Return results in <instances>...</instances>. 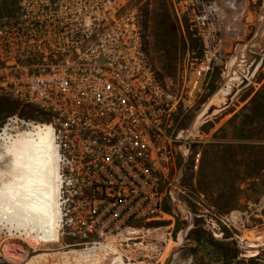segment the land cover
Wrapping results in <instances>:
<instances>
[{
	"label": "built area",
	"instance_id": "1",
	"mask_svg": "<svg viewBox=\"0 0 264 264\" xmlns=\"http://www.w3.org/2000/svg\"><path fill=\"white\" fill-rule=\"evenodd\" d=\"M138 1L14 0L10 12L0 10V98L34 106L47 118L36 123L10 116L5 136L9 143L16 129L27 136L51 129L60 185L58 241L163 246L172 237L154 225L176 208L214 240L226 241L242 212H221L200 193L191 213L182 181L189 160L198 169L201 152L194 146L203 135L201 127L178 128L176 116L185 96L191 108L206 90L227 53L224 42L236 49L243 43L247 14L235 16L239 0L174 2L202 48L184 79L187 92L153 68ZM256 217L264 226L263 216ZM257 239L253 258L264 251V233ZM248 242L239 239L243 251Z\"/></svg>",
	"mask_w": 264,
	"mask_h": 264
},
{
	"label": "rangeland",
	"instance_id": "2",
	"mask_svg": "<svg viewBox=\"0 0 264 264\" xmlns=\"http://www.w3.org/2000/svg\"><path fill=\"white\" fill-rule=\"evenodd\" d=\"M177 1L139 0L138 5L144 15L145 42L153 68L160 77L173 80L179 91L184 87L188 92L189 84H185L184 79L187 76L188 81L190 73L202 58V48L187 18H182V21L178 19L174 8ZM246 1L243 43L236 49L234 42H224L227 53L211 71L206 90L191 108L187 106L188 96H185L187 102L185 106L181 105L176 116L178 128H188L200 117L204 105L215 102V105L209 104L207 111L201 115L204 119L200 125L203 143L194 146L195 151L201 152L198 169L195 171L189 160L182 184L186 190L187 206L193 214L200 193L221 212H242L235 221V229L225 235L227 240H214L208 231L199 226L196 218H190L178 208L174 210L176 214L168 209L169 216L156 221L154 225L157 228L163 226L168 236L172 237V242L143 248L135 245L77 246L71 244L69 238L57 243L36 244L2 223L0 264H94L97 260L101 261L100 264H112L108 260L112 256L105 255H114L121 264H264V251L260 257H251L258 249L257 245H260L261 239H257V235L264 233V226L256 217L261 214L264 218V118L258 120L255 112L257 104L264 100V65L252 84L234 98L233 104H229L228 99L224 101L229 87L240 80L241 74L251 65L252 53L264 42V0ZM6 3L8 5L5 6ZM14 3V0H0V10L6 7L10 12ZM260 53H264V50ZM22 105L11 107L0 103V134L5 133L4 125L10 116L16 115L25 122L47 120L36 107ZM21 132L22 128L11 132L13 136L9 143ZM6 136L2 137V142L8 143ZM177 166H181L180 155ZM0 180L6 182L5 179ZM191 225L194 227L189 229ZM239 239L249 241L250 246L245 245L243 251ZM89 249L96 252L92 258L73 260L68 255V260L63 259V255L75 250L84 252ZM39 257H46L48 262L38 260Z\"/></svg>",
	"mask_w": 264,
	"mask_h": 264
},
{
	"label": "bare ground",
	"instance_id": "3",
	"mask_svg": "<svg viewBox=\"0 0 264 264\" xmlns=\"http://www.w3.org/2000/svg\"><path fill=\"white\" fill-rule=\"evenodd\" d=\"M246 3V0H239L237 7L239 12L235 11L236 17H239L243 12L245 15L247 14ZM242 30L246 33L245 26ZM260 32L261 30L258 32V36ZM261 49L264 50V42L257 47L256 52L252 53L251 58L256 56V60H248L251 65L244 74H241L242 76L240 75V80L229 87L224 101L228 99L229 104H233L231 102L239 92L252 84V80L264 65V53H260ZM209 104L215 105V102L204 105L201 115L207 111ZM224 105L227 103L224 102ZM201 115L193 121L190 126L191 130L198 129L204 123ZM4 135L5 133L0 134V178L6 180V182L0 180V224L3 223L9 230L18 231L25 239L34 241L36 244L60 242L58 241L60 225L58 190L60 185L51 129L37 130L36 134L28 136L27 134L19 135L8 144L2 142ZM75 251L63 255V259L65 260L68 255L73 257V260L74 258L89 259L96 254L93 249L85 250L86 252ZM110 256L112 257L108 260L112 264H116L119 258L117 259L114 255H105V257ZM45 258L39 257L38 260L48 262ZM162 261L165 262L166 259ZM99 262L101 261L97 260L94 264H100ZM118 264H121L120 259Z\"/></svg>",
	"mask_w": 264,
	"mask_h": 264
},
{
	"label": "trees",
	"instance_id": "4",
	"mask_svg": "<svg viewBox=\"0 0 264 264\" xmlns=\"http://www.w3.org/2000/svg\"><path fill=\"white\" fill-rule=\"evenodd\" d=\"M0 100H1L0 103H5L6 105H9L11 107L22 105L19 101L7 99V98H0ZM255 112L258 114L257 115L258 120H261L262 118H264V100H261V102L257 104V110Z\"/></svg>",
	"mask_w": 264,
	"mask_h": 264
}]
</instances>
